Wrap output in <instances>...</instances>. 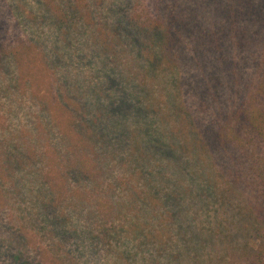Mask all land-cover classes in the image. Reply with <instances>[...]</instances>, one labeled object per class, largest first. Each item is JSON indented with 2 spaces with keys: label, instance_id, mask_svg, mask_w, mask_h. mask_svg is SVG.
<instances>
[{
  "label": "trees",
  "instance_id": "1",
  "mask_svg": "<svg viewBox=\"0 0 264 264\" xmlns=\"http://www.w3.org/2000/svg\"><path fill=\"white\" fill-rule=\"evenodd\" d=\"M215 4L208 12L213 26L202 29H193L201 23L186 14L178 22L182 13L177 10H171V21L178 27L160 18L139 22L144 30L126 36L139 47L153 39L140 49L139 62L120 57L114 44L121 35L117 26L96 46L113 59L107 61L115 69L127 70V84L140 83L136 88L146 86L156 69L172 74L177 90L169 97L136 91L131 96L121 90V78L107 76L109 90H121L110 100L90 80L71 73L63 80L57 76L59 45L48 51L37 42L43 51L34 56L37 66L29 69L23 60L37 50L32 42L18 35L11 43H0V73L10 77L8 87L0 86V97L19 96L21 83L25 92L33 91L35 70L45 73L54 94L55 106L35 91L28 98L41 100L43 115H48L44 122L29 123L24 134L17 128L15 134L0 130V145L28 143L22 156L10 148L0 151V173L35 169L20 174L35 185L28 188L30 206L24 211L30 225L42 226L56 264H73L80 249L106 264H264V79L249 77L250 65L257 75L264 74V32L246 33L244 44V33L237 37L231 31L243 17L264 30V0ZM158 12H163L161 2ZM191 35L197 41L188 50L182 47L183 37ZM65 36L69 42V33ZM253 41L263 57L251 51ZM191 94L206 116L193 113L187 100ZM135 111L145 123H130ZM153 113L157 123L149 121ZM68 114L71 121L64 123ZM33 137L54 144L53 152L38 151ZM85 213L89 223L77 221ZM18 230L13 235L24 234V227ZM70 238L75 241L66 244ZM14 259L25 264L23 258Z\"/></svg>",
  "mask_w": 264,
  "mask_h": 264
},
{
  "label": "rangeland",
  "instance_id": "2",
  "mask_svg": "<svg viewBox=\"0 0 264 264\" xmlns=\"http://www.w3.org/2000/svg\"><path fill=\"white\" fill-rule=\"evenodd\" d=\"M225 1L230 2V5L237 2V0ZM160 2L163 8L162 13L158 12ZM215 3L216 0H0V43H11L18 35L22 40L32 42L31 44L37 50L30 51L31 55L23 60L29 69L37 66L34 61V56L39 57V54L41 56V51H43L37 42L45 44L48 51L54 45H59L61 49L58 52V56L61 59L59 63L61 69L57 72V76L63 80L62 78H66V75L70 77L71 73L75 79L80 81L90 80L95 85H100L102 89H105L107 92L104 93L108 94V97L111 98L110 100H115V96L121 90L131 96H135L134 92L136 91L138 93L141 92L143 96L153 95L152 97H154L155 95H162V97H166L167 95L169 97L170 93L174 94L177 90L175 88L177 84L175 79L177 78L172 74L161 73L160 70L156 69L157 71H154L153 75L148 76L146 86L136 88L140 83H136L135 85L127 84V81L124 80L127 75V70L115 69L113 62L107 61H113V59L106 58L105 55H102V50L96 46L103 42L102 36L105 33L110 30L114 32L117 26L121 35L117 36L118 38L116 37L117 39L114 40V44L121 51L120 57L124 60L128 57L133 61L136 60L139 62L140 49L148 45L149 42H153V39H147L139 47L137 44H134L132 36H126L127 34H131V32L135 33L134 31L136 30H144L138 25L139 22H151L155 18H160L166 24L169 23L171 28L178 27V23H172L171 21V10H177V14L182 13L178 22L186 14L189 19L192 18L191 22H193V19H196V21L198 20L201 23V25L198 24L199 28L194 27L193 29L210 27L213 26V20L210 18L211 15L208 12L214 9L216 6ZM68 25L70 29H64ZM260 25L261 23H256L253 18L243 17L241 20L236 21L234 30L231 31L233 35H236L238 32L237 37L244 33L245 38L243 39V43L245 44L246 33L251 32V34H254L260 32L263 34L264 30ZM63 33H69V42H67L66 36L63 37ZM193 33L198 35L196 32ZM187 37H183L185 42L182 47H187L188 50H191L195 47V42L197 41L195 39L196 36L191 35ZM254 43L250 47L251 51L256 57H263L262 49L258 46L259 44ZM187 65L188 63L184 67ZM252 66L250 65L249 68V77L256 80L261 78L263 80L264 74L257 75V72ZM144 69V72L148 71V68ZM262 70H264V66ZM7 72L9 73V71ZM120 74L123 75L121 76ZM107 76L123 79L124 81L120 79L121 90H116L115 92L114 89L116 88L109 90V87L105 83ZM9 78V74L1 72L0 86L8 87ZM31 79L33 80L31 82V89L39 95L41 100L48 98L49 103L55 106V103H53L54 94L49 86L50 81L46 79L45 73H40L35 70L32 73ZM20 86L19 96L6 97L3 94L0 97V130L5 128L8 130L12 129L14 134L16 133V128L22 131L19 134L27 133L30 130L29 123L38 125L42 121H45L43 117L48 118L47 114L43 115L41 100H34L35 102L33 100L29 101L28 98H30L33 91L25 92L23 83ZM163 86H168L170 91L163 90L161 88ZM183 91L184 93L186 92L185 87ZM162 92L164 96L161 94ZM187 100H189V105L195 115L197 114L200 117L206 116L205 113L201 112V108L197 106V98L193 94L189 95ZM109 102V99L106 98V107L110 104ZM52 106H50V111L54 117L59 113ZM94 107L91 108V112H93ZM60 114L63 115L66 113L61 111ZM132 114H135V118L130 123H134L135 121L136 123L146 122V118L144 117L143 119L136 111ZM152 115H150L149 121L151 123H157L156 115L154 113ZM68 117H70L69 114L64 115V123L71 121ZM137 117L140 118V121H137ZM156 135L160 137L158 134ZM19 141L22 142L20 147L15 142H10L9 145H5L6 143H4L0 145V151L10 148L16 150V152H13L14 154L22 156L27 150L28 143L24 140ZM32 141L38 151L45 152L46 149H51L53 152L54 144L45 142L44 140L36 142L34 137ZM29 170L35 171V169L28 168L27 166L24 168L23 166L16 169V173L14 174L10 172L9 176H4L0 173V245L4 247V249L0 250V264H15L14 255H16V258H23L25 264H56L48 249L49 240L46 235L44 236L41 230L42 226L40 227V232L36 224L32 223L33 226L30 225L27 221L29 218L28 213L24 211L30 206V198L27 195L28 188L30 187L31 189L35 185L33 182L28 184L24 178H21L20 174L28 172ZM24 187L26 188L24 189ZM63 205L69 206L70 202H65ZM36 213L37 209L35 211ZM77 221L80 223H89L86 213L77 215ZM90 223H95L94 215L91 216ZM20 227H24V234L19 233L18 236L13 235L19 232L18 229ZM13 236L15 240L12 239ZM71 237L75 238L74 235H71ZM74 238H70L66 244L75 241ZM56 240L57 238H55ZM7 250L9 253H7ZM211 252L212 254L214 253L213 251ZM74 255L75 259L73 260V264L77 262L80 264H106V262L101 263L91 256L89 250L80 249ZM76 257L79 260H76ZM169 260H171V257L166 258V262ZM190 262L193 261L190 260Z\"/></svg>",
  "mask_w": 264,
  "mask_h": 264
}]
</instances>
